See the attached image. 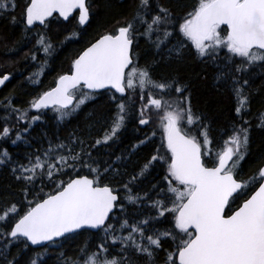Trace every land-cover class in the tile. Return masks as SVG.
Masks as SVG:
<instances>
[{
	"label": "snow or ice",
	"instance_id": "1",
	"mask_svg": "<svg viewBox=\"0 0 264 264\" xmlns=\"http://www.w3.org/2000/svg\"><path fill=\"white\" fill-rule=\"evenodd\" d=\"M17 6L16 0H0V16L22 24L25 35L37 23L47 29L54 13L63 21L72 18L78 29L93 16L92 0H25L19 19ZM177 7L166 0H131L128 15L90 41L56 77L55 86L29 102L36 115L29 119V109L13 107L10 100L4 105L0 139L10 138L14 128L8 120L16 113L13 145L41 120L42 109H51L63 122L101 89L109 90L116 111L94 143L73 132L28 153L26 163L0 149V166H10V175L21 185L17 195L23 197L0 204V264H45L49 248L68 239L66 234L90 230L102 234L95 250L86 244L74 257L60 253V264H157L160 252L161 264H264V159L247 179L240 176L251 147L252 125L245 115L253 95L264 103V82L252 87L259 75L255 69H264V0H196L182 15ZM35 35L34 50L25 57L37 62L42 54L45 59L28 77L33 84L57 50L46 32ZM78 36L74 31L64 41ZM140 38L160 60L140 65L134 52ZM187 56L203 66L198 76L214 67L216 86L228 88L236 102L231 127L215 151L211 118L193 109L192 79L184 75ZM161 61L171 72L157 78L153 70ZM9 78L0 76V85ZM137 90L138 114L130 112L134 104L124 101ZM130 115L139 126L155 123L162 130L161 144L131 174L122 169L140 146L151 143L155 131L131 145L127 155L93 156V150L115 143ZM256 118L255 127L264 130V111ZM21 123L27 126L20 128ZM157 164L162 177L139 188ZM121 190L123 201L135 206L133 216L140 218H128ZM164 221L170 227H158ZM13 246H18L15 254Z\"/></svg>",
	"mask_w": 264,
	"mask_h": 264
},
{
	"label": "trees",
	"instance_id": "2",
	"mask_svg": "<svg viewBox=\"0 0 264 264\" xmlns=\"http://www.w3.org/2000/svg\"><path fill=\"white\" fill-rule=\"evenodd\" d=\"M16 2L18 6L15 10V15L19 19L25 0H16ZM166 2H170L173 5L178 4L177 11L182 15L185 9L190 8L196 3V0H166ZM92 3L93 16L91 23L83 29H78L72 18L69 21H63L58 15L54 14L53 17L49 18L50 24L47 29L36 24L32 31L25 35L22 24H11L7 17L0 16V75L8 73L10 77L0 88V129H2L5 123L2 117L6 114L4 105L8 100L11 101L13 107L29 109V102L51 87L59 74L69 69L71 59L84 46L104 31L115 26L116 21L122 20L128 15L131 0H92ZM41 31L46 32L52 38V42L57 46V50L51 57L47 58V67L39 77V83L33 84L29 82L28 77L37 70V64L43 63L45 58L40 54L38 61L34 62L30 59V56L26 58L25 53H30L31 50H34L35 34ZM74 31H79V36L74 37L70 41H64L65 36ZM61 41H64V43L61 44ZM134 52L139 54V63L141 66L145 63H151L154 58L160 60V57H154L155 49L143 38L137 41ZM185 63L189 66L185 68L184 75L192 79L193 109L205 113L211 118L210 136L213 139V150H218L223 144V132L231 127L236 102L228 88H218L216 86L214 67L209 66L206 69V76H198L197 73L201 72L203 66L198 62H193L190 56L186 57ZM255 71L259 75L252 85L253 88L258 87L264 82V69L257 68ZM170 72L171 69L165 67V63L161 61L154 67L153 76L158 78L161 73ZM138 93L139 90H137V94L132 100L129 99V96H132L131 93L124 97V101L127 104L135 105L134 109L130 108V112L137 111V114L140 107ZM110 95L109 90H100L94 99L87 100L76 112L67 116L63 122L56 120V113L51 109H42L41 120L35 122L29 129V133L24 135V139L18 141L15 145L11 143V139H15L16 113H12L9 117L8 124L14 130L9 139H0V149L7 148L14 161L26 163L28 153H33L37 149L43 150L47 148L48 141L52 140L55 142L57 137L61 140H66L73 132L89 143H94L95 139L101 137L104 130L110 125L111 117L116 111L115 103L110 98ZM259 111H264V103L261 102L260 95H253L250 110L245 115V119L251 122L252 127L250 154L241 162L240 176L243 179H247L257 167L258 163L264 159V130L255 127L258 123L256 117ZM36 114V110L29 109V119H31L32 115ZM26 126V123L19 125L20 128ZM153 131L156 134L152 137L151 143L140 146L128 159L125 169H122V171L126 170L131 174L161 144L162 130L155 123L148 126H139L137 121L130 115L115 143L93 150V156L107 159V154L109 153L119 155L121 152H124L127 155L131 151V145L144 139L146 134L151 136ZM25 140L27 143L24 142ZM208 163L210 165L211 161H208ZM9 168L10 166H0V204L10 200L19 201L23 199L21 195H17L21 185L17 184L10 175ZM162 175L163 168L157 164L152 170V174L147 176L138 187H147L149 181L156 183ZM63 179L66 180L68 177L65 176ZM117 179L119 178L117 177ZM105 182H110V177L106 178ZM112 183L114 187H119L114 181ZM37 188H39V182H37ZM50 190L49 187H45L46 192ZM120 196L121 202L126 204V201H123L124 193L122 190ZM238 203L239 200L232 207L235 208ZM126 207L128 208L129 219L140 218L133 216L134 205L126 204ZM114 212L119 215L118 208ZM148 212L149 209L147 208L143 210L144 215H147ZM161 219L163 220V218ZM158 227L165 228L170 227V225L167 221H164ZM93 233L95 231L90 230L77 235L67 234L68 239L61 238L57 245L49 248L45 256V264H60V253H64L68 257H74L76 251L86 244L92 246L91 250L94 251L95 245L99 243V237L102 234ZM169 244H171V241L165 244V248H168ZM17 247H11L10 251L15 254ZM37 250L42 251L39 248ZM163 257L164 253L160 252L156 258L157 264H161Z\"/></svg>",
	"mask_w": 264,
	"mask_h": 264
},
{
	"label": "water",
	"instance_id": "3",
	"mask_svg": "<svg viewBox=\"0 0 264 264\" xmlns=\"http://www.w3.org/2000/svg\"><path fill=\"white\" fill-rule=\"evenodd\" d=\"M58 15V14H57ZM77 15H78V11H77ZM38 24V23H37ZM93 41V40H92ZM5 74H8V73H4V74H2V75H0V76H3V75H5ZM9 75V74H8ZM8 81V80H7ZM3 85H0V88L2 87ZM55 86V82H54V84L51 86V87H54ZM50 87V88H51ZM49 89V88H48ZM47 89V90H48ZM47 90H45V91H47ZM92 231H95V230H92Z\"/></svg>",
	"mask_w": 264,
	"mask_h": 264
}]
</instances>
